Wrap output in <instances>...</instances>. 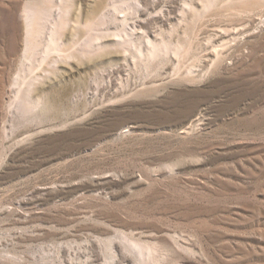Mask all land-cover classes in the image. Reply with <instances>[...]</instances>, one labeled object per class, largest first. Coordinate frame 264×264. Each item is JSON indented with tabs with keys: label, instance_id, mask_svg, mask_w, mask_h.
<instances>
[{
	"label": "rangeland",
	"instance_id": "1",
	"mask_svg": "<svg viewBox=\"0 0 264 264\" xmlns=\"http://www.w3.org/2000/svg\"><path fill=\"white\" fill-rule=\"evenodd\" d=\"M31 1L0 0V264H264V0H52L57 77Z\"/></svg>",
	"mask_w": 264,
	"mask_h": 264
},
{
	"label": "bare ground",
	"instance_id": "2",
	"mask_svg": "<svg viewBox=\"0 0 264 264\" xmlns=\"http://www.w3.org/2000/svg\"><path fill=\"white\" fill-rule=\"evenodd\" d=\"M51 1L52 0H32L31 2L26 4L25 7L23 8V11L21 13L23 20H24V26H25L24 27L25 28V48H24L23 57H24V59H30V60L32 59L33 53L35 52V49L37 46V37L42 35L45 32L46 25L48 22H50L48 35H47V39L45 42V48H44L43 53H42V60L44 61L47 57H49V55L52 52L55 54V57L52 59L51 64H50L51 67L46 74L50 77L52 75L57 77V73L59 72V67L62 63H66L68 65H72L73 62H76L75 64L80 63V48L78 49V51H65V49H62V46L64 45L62 36L64 34L65 27L69 24V19L66 17L67 10L60 2L58 4V6L56 7L55 16H53V12H52L53 5L50 4ZM91 43H93V42H91ZM92 46L90 47L89 50H86L83 54H87L90 51H93ZM46 74H43L42 76H32L27 81V86H26L27 93L32 94V92H34L37 89V84L41 83L43 76ZM188 77H189V74H188ZM20 91H21V89L17 90L16 97L19 96ZM28 96L29 95L27 94V97ZM30 97L26 98V102H28V103L30 102ZM22 101H23V99L21 100V103H23ZM31 101H32L31 104L34 106V108H38L41 105H43L44 101H45V103L47 102L46 96L42 93L34 96ZM106 239L109 240V238H106ZM112 240L113 239L110 238L109 243L107 241L109 246H112V244H113ZM122 240H124V239H122ZM131 240H133V239H131ZM125 241H128V240H125ZM100 242H101V240H100ZM130 242H132V241H130ZM136 242H134L132 244L133 245V251H136L135 254L138 253V255H139L138 260H141L140 256H142V254L143 255L146 254V252L143 253L141 247L138 245L139 243H136ZM58 246H59L58 248H61L60 245H58ZM130 247H131V244L129 245V248ZM144 247H145L144 249L150 248V246L147 248H146V246H144ZM129 251L132 252L131 248L129 249ZM150 251H149V249L147 251V252H149V254H148L149 256H151ZM148 255H146V257ZM142 260L144 262V259H142ZM140 262H142V261H140Z\"/></svg>",
	"mask_w": 264,
	"mask_h": 264
}]
</instances>
